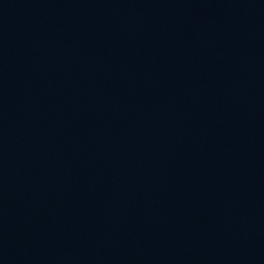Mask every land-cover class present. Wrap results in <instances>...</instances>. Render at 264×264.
Instances as JSON below:
<instances>
[{
	"label": "water",
	"instance_id": "1",
	"mask_svg": "<svg viewBox=\"0 0 264 264\" xmlns=\"http://www.w3.org/2000/svg\"><path fill=\"white\" fill-rule=\"evenodd\" d=\"M0 264H264V0H0Z\"/></svg>",
	"mask_w": 264,
	"mask_h": 264
}]
</instances>
